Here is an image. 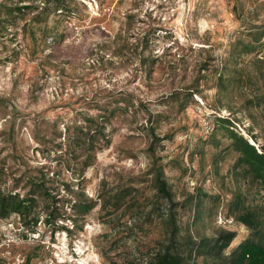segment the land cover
<instances>
[{"label": "rangeland", "instance_id": "1", "mask_svg": "<svg viewBox=\"0 0 264 264\" xmlns=\"http://www.w3.org/2000/svg\"><path fill=\"white\" fill-rule=\"evenodd\" d=\"M28 1L8 13L18 1L0 0V194L26 197L41 172H60L71 192L58 183L47 191L95 207L76 226L45 223L50 201L34 195L33 231L16 215L0 218V263L145 264L161 225L129 218L155 198L151 167L162 168L177 199L196 187L219 197L204 233L235 235L224 256L254 240L225 204L241 195L264 227V186L237 174L240 155L215 120L231 118L264 148L260 110L251 119L240 109L264 94V0H52L62 12ZM236 64L254 83L217 94L218 74L236 77L224 72ZM90 121L99 132L82 167L74 127ZM67 160L80 174L65 170Z\"/></svg>", "mask_w": 264, "mask_h": 264}, {"label": "trees", "instance_id": "2", "mask_svg": "<svg viewBox=\"0 0 264 264\" xmlns=\"http://www.w3.org/2000/svg\"><path fill=\"white\" fill-rule=\"evenodd\" d=\"M17 1L20 7H7L8 13L22 11L31 7V5H24L25 3L30 4L28 0ZM51 3L54 4L56 12H62V9H59L61 6L58 1L53 2L52 0H45L46 5H44L42 11L45 12L47 5H51ZM249 52L251 51H246L245 53ZM236 68H238L237 64L236 67H224L225 73L228 70L230 74L233 73L236 77L233 75L225 77L228 74L224 73L218 74L216 83L217 94L226 97V94L230 93L235 86L241 88L244 85H252L254 83L252 75H246L244 78L243 70ZM128 106L126 105V107ZM240 109L247 112L251 119H255L253 111L258 112L260 110L259 116L262 118L261 122L264 127V94L246 99L241 103ZM229 113L231 112L229 111ZM215 122L217 127L224 130L225 134L233 141L240 155L241 161L234 165L237 174L244 179V183L248 184L251 181L264 186V148L256 147V137L250 134V129L246 132L249 136L248 139L236 130L235 121L231 118L219 116L216 117ZM97 127L92 121L85 127H74V130H79L81 134L79 138L83 141L81 150H83L82 154L85 156V160L80 163L81 166L83 165L82 167H86V162L90 159V153L95 148L96 134L99 132L96 129ZM78 145H81V143L78 142ZM71 157L74 158V155H71ZM68 160L64 165L65 170L69 171V169L74 167L73 173L79 170L80 174L81 170L77 169L75 164L71 165ZM149 171L153 177L155 198L149 207L147 206L141 211L132 213L129 218L130 223L133 222L143 226L148 221V218L151 217L152 221L155 220L161 225L160 237L155 241L153 247L148 249L145 264H264L263 223L255 211L245 206L244 198L241 195H234L231 200L227 201L225 207L234 215L238 222L252 231L254 240L246 239L244 242L239 243L237 248L228 253L227 256H224L225 250L230 246L235 235L220 228H211L213 231L209 236L204 233L206 229L210 228L211 219L214 213L217 212L219 197L203 193L201 188L196 187L194 193L188 194L183 191L177 199L172 187L164 177L162 168L151 167ZM41 174L39 183L33 184L32 192L26 197L20 198L17 194H0L1 219L16 215L21 225L33 231L38 222V216L33 213L34 195L42 197L45 202L50 201V205L46 206L44 210L45 223H49V220H51V222L56 224L65 218H70L75 223L94 209L95 203L85 201L82 195H78L76 199L73 198L74 196L62 198L59 197V194L52 195V193L47 191L49 189L45 188V184L58 183V187L61 186L68 193L71 192L72 184L70 181L62 178L57 180V176L59 178L61 175L60 172L53 173L51 177L48 176L47 172H41ZM118 195L120 193L116 196ZM122 198L123 195L120 196L119 200ZM207 201H210L208 209L206 207ZM65 205H69L70 210L73 212L68 215L69 217L63 209ZM184 217L185 219L183 220ZM74 226H76V223ZM53 228L55 229V227ZM31 260L32 257H27L25 264H31ZM199 260H201V263H199Z\"/></svg>", "mask_w": 264, "mask_h": 264}]
</instances>
